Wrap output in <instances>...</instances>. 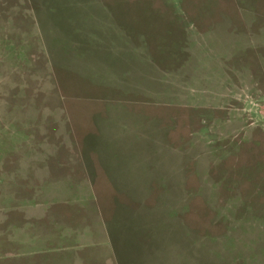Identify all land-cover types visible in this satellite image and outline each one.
Masks as SVG:
<instances>
[{"label": "rangeland", "instance_id": "374dc122", "mask_svg": "<svg viewBox=\"0 0 264 264\" xmlns=\"http://www.w3.org/2000/svg\"><path fill=\"white\" fill-rule=\"evenodd\" d=\"M263 101L264 0H0V264H116V199L128 264H264Z\"/></svg>", "mask_w": 264, "mask_h": 264}, {"label": "crops", "instance_id": "0c3cea01", "mask_svg": "<svg viewBox=\"0 0 264 264\" xmlns=\"http://www.w3.org/2000/svg\"><path fill=\"white\" fill-rule=\"evenodd\" d=\"M102 38V37H101ZM111 38L107 37V40H110ZM256 100V99H255ZM254 101V100H253ZM264 102V101H263ZM258 104L253 105L254 108H257ZM110 153V152H109ZM125 152L122 151H118L115 154H104V152L99 151V160L101 165L103 166L110 182L112 183V185L114 186L115 189L127 194L126 191H129V193L131 195H135L136 193H139L138 190H142V189H148L150 187L149 184L151 182V178L150 177L148 180H146L147 175H145L143 177V172H140L139 170H142L141 166L137 163L135 165L134 168H129V162L125 159L127 157H124ZM153 163L154 162H148L147 168L150 169V165L153 167ZM155 164V163H154ZM133 167V166H132ZM138 170V171H137ZM143 177V178H142ZM160 178V175H159ZM165 178V177H164ZM138 179V180H137ZM166 181L164 180L163 183L165 186V188H174V186H170V180H168V178H165ZM160 180V179H159ZM161 182V181H160ZM134 190V191H132ZM131 200H133V204H144L143 202H141V200H138L136 198H134L133 196H130ZM96 204V203H93ZM130 204H126L125 202H121L118 199H116L115 201V208H114V212L111 215V217H101L100 215V209L95 208V210H97L96 214H93L94 217H96V226L94 228H92V226H89L90 230L86 231V233L88 235L85 234V232H83L82 234H80L79 236L82 238V240H91V241H96L99 242V234H103L104 236H107L108 238L111 239V241L107 238H105V240H109L110 245L108 246V252H106L108 255L112 256L115 258L116 264H128L126 261H124V257L123 254L128 252L127 251V242L126 240H124L125 234L124 231L126 229H122V228H118L117 230H115L114 227H112L111 229L106 227H102L101 225H98L100 223V218L101 219H106L105 222H109V221H119L121 218H123L125 216V213L129 210V208H127ZM96 207V206H95ZM161 207V206H160ZM135 209H138L137 207H134ZM130 210V211H134ZM150 212H156L155 208H152L150 210ZM162 213V212H160ZM150 214V213H149ZM153 213H151L152 215ZM150 215V217H151ZM154 216H156L158 219H161L163 217L157 216L155 214H153ZM135 215H133L134 217ZM99 217V218H98ZM107 225V223H106ZM144 226H146V224H144ZM129 231V230H128ZM134 231V238L132 240V245H134L136 243L137 237L138 235H141L143 232L138 231V230H132ZM92 236V237H90ZM116 237V239H114ZM91 238V239H90ZM85 242V241H83ZM156 240L153 241H146V245L148 249L144 250V260H145V264H155L154 260H155V255L154 252H151L153 250H155L154 248L156 247ZM97 244V243H96ZM145 244V240L141 241L138 245V247H143ZM100 249L103 248V246L99 247ZM153 248V249H152ZM85 249H89V248H85ZM89 250H91L90 252H87L88 255H86V257L83 259L81 257H78L77 255H73V256H69L68 258H66L65 256H60L58 257V261L52 262V264H71L72 260H83V262H86V260H88L90 263L92 260H96L99 257L104 258L103 257V252H101L100 250L96 249V251H93L94 248H90ZM148 250V251H147ZM79 252H83L82 248L81 249H77L76 251H74L73 254H77ZM71 257H74L72 259H70ZM152 258L151 262L148 263L150 261V259ZM130 261V260H129Z\"/></svg>", "mask_w": 264, "mask_h": 264}]
</instances>
